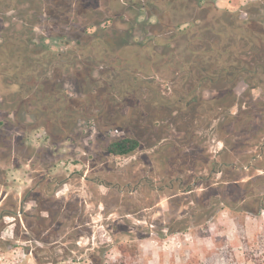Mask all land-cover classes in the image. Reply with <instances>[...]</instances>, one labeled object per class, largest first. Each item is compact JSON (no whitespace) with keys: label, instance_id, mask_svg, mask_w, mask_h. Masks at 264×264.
<instances>
[{"label":"rangeland","instance_id":"obj_1","mask_svg":"<svg viewBox=\"0 0 264 264\" xmlns=\"http://www.w3.org/2000/svg\"><path fill=\"white\" fill-rule=\"evenodd\" d=\"M112 1L75 0L78 20L68 34L81 38V42L62 45L54 39L48 41L46 51L75 52L63 59L47 57L44 61V77L53 81H43L47 95L40 103L31 98L14 105L20 94H11V79L0 76V182L9 184L7 190L11 191L16 210V197L24 195L31 201L27 207L41 208L37 221H42L30 233L28 242L1 241L0 264H38L29 253L33 244L49 252L48 258L54 260L51 264H264V209L252 215L224 207L211 219L203 215L195 219L187 214L186 224L190 227L173 231L185 225L174 221L168 211L175 190L151 188V184L162 186L175 176L164 165L165 153L158 147L163 138L168 141L182 135V128L188 131L182 125L187 121L196 127L199 146L217 152L223 143L216 140V132L207 131L208 108L214 106L210 114L213 117L219 112L218 120L227 119L226 115L233 112L242 118L243 111L250 108L264 115V83L254 91L240 81L206 83L199 92L201 100L191 109L177 108L179 93L196 89L189 61L203 62L222 54H192L187 37L177 35L169 42L171 31L159 35L164 24L149 8H138L136 13L124 5L113 7L111 13ZM53 7L62 9L58 3ZM18 8L8 11L9 21L1 16L0 25L7 26L4 33H9L11 21L22 22L25 12L34 10L29 3ZM85 12L100 20L88 32L83 29L90 18ZM111 14L114 20L107 19ZM230 15L244 20L252 34L242 40L249 48L241 55L264 61V53L257 56L255 44V37L264 39L263 0L251 5L248 0H202L187 11L172 13L176 26L182 24L180 30L191 18H203L201 27L206 31L199 35H206L207 40L195 38L192 48H198L200 41L208 44L220 40V32H227ZM261 16L262 23L254 21ZM25 18L35 21L33 16ZM192 30L196 32L197 27ZM37 32L44 33L42 28ZM47 35L56 36L49 31ZM239 40L227 38L226 46L243 45ZM167 43L171 45L164 46ZM106 44L110 48L107 53ZM79 47H83L82 55L76 51ZM160 51L168 57H161ZM238 104L243 111H239ZM42 105L50 107L49 111L54 109L57 115L39 109ZM195 111L201 112L200 117H193ZM212 122L218 121L214 118ZM128 136L141 140L139 151L130 156L108 153L110 142ZM154 150L161 161H155ZM203 161L195 156L181 160L178 165L186 164L187 181L199 173L206 174ZM245 174L248 178L249 172ZM144 176L154 182H143ZM127 183H131L130 188ZM30 186H35L33 191H29ZM193 220L201 223L192 224ZM48 221H52L49 234L45 228ZM5 235L11 237V232Z\"/></svg>","mask_w":264,"mask_h":264},{"label":"trees","instance_id":"obj_2","mask_svg":"<svg viewBox=\"0 0 264 264\" xmlns=\"http://www.w3.org/2000/svg\"><path fill=\"white\" fill-rule=\"evenodd\" d=\"M126 1L113 0L111 4L113 5L112 7L118 9L120 6L127 5ZM165 1L173 12H179L181 10H189L190 5L199 4L202 0ZM24 3H29L30 8L34 9L33 11L25 12V16H33L35 21H27L25 16H22L20 19L24 23L11 21V29L7 28L9 33L3 32L5 30L4 27L7 26L0 25V76H7L6 78L11 79V94L14 92H19L20 94L16 102L14 101V105H19L23 101L31 98H34L37 104L40 103L42 96L44 99L47 95L45 90L46 84L44 82L53 81L52 78L44 77V71H46V68L43 66L44 61L47 57H49L48 60L63 59L66 57V54L69 53L72 55L75 52L68 51L63 53L61 51L54 53L49 50L46 51L49 47L48 41L54 39L62 45H70L71 43L79 44L81 42V38L68 34V32H71L69 30L73 28V23L78 20L74 12L75 0H0V18L3 16L5 21H9L8 11L19 10L18 6ZM55 3H58L62 9L59 10L53 7ZM128 3L131 10L133 9L137 13L140 6L137 0H130ZM261 7L263 6L261 5ZM21 12L23 13V11ZM115 14H117V10ZM86 17L90 18H88L89 22L83 26L84 32H88L91 26L100 24V20L93 19L90 13ZM234 17L231 16V21L227 24V32H220V40L214 39L215 41L208 42V44L203 43L207 40L206 35H199L201 31H206V27H201L203 18L198 16L189 20V25L191 26L177 30L176 33L170 35L169 39H175L177 35L187 37L188 50L192 54L198 53L207 56L215 51L222 54V57L217 59L205 58L203 62L201 60L189 61L192 63L189 70L191 72L190 78L194 81L196 89H189L185 93L180 92V97L175 102L177 108L191 109L192 104L201 100L199 92L203 88L205 89L206 83L215 84L221 80L230 83L240 81L246 84L251 91L256 90L258 86L264 83V61L250 60V57L241 55V52L243 53V51L249 48L244 45L242 40L252 37L249 31L250 27L246 28L244 20H238L237 16ZM261 18L262 16L260 18H254V21L262 23ZM107 19L114 20L115 18L111 14ZM47 22L52 23L51 26L46 25ZM56 23H59V26ZM15 25H19V27L14 28ZM195 27H197V30L193 32L192 28ZM38 28H42L44 33L39 34L37 32ZM48 31L56 36H48ZM230 37L240 39L239 41L243 45L226 46V39ZM195 38L204 40L202 43L200 41L198 48H192V42ZM256 38L258 40L255 44L259 50L257 56H260L264 53V39ZM169 45L171 44L167 43L164 46ZM105 47V52H109L110 48L107 44ZM82 48H76L77 53H80V55H82ZM121 52L122 49L118 51L120 57H122ZM171 52L174 53L175 49H172ZM159 54L163 58L168 57L162 51ZM226 54H230V57H225ZM202 58L201 56L199 59ZM119 59H116V63H118L117 60ZM194 67L197 68L200 74L195 73ZM33 86L36 87L35 90L32 88ZM159 96L161 95L159 94ZM205 102H210V100H205ZM241 107L240 105L239 111H243ZM39 109H43L46 113L50 112L57 115L54 109L49 111L51 108L48 106L44 107L42 105ZM78 110L81 111L82 108L78 107ZM211 110H214L213 105L208 108V113L206 114V116L210 117V122L207 124V131L216 132V140L223 143V147L217 152H212L209 146L207 150L199 146L200 137L197 134L196 127L187 121L182 123V125L188 127V131L182 128L180 130L183 133L182 135L167 138L168 141H165L166 138H163V142L158 146L165 153L164 165L167 166L168 170L173 171L175 176L162 186L151 184V188L154 190H162L163 188L175 190V195L169 200L168 211L175 217L174 221L185 224L183 227L177 229L172 228V226H167V229H175L173 231H178L190 227L186 224L187 214L195 219L199 215L205 216L206 219H211L210 217L216 215L224 207L252 215H259L264 209L263 113L260 110L250 108L243 111L244 116L242 118L239 117L237 112H233L230 115H226L227 119L221 120L219 117L218 120L216 116L219 112L211 117ZM200 113L199 111H195L193 117L197 115L200 117ZM214 118L218 121L215 124L212 122ZM173 127L175 130L176 125ZM209 139L210 137L207 138V141ZM141 145L142 142L139 138L128 136L114 139L108 144L107 149L108 153L112 156H130L139 151ZM254 148H258V152H255ZM154 151L156 156L155 161L159 159L161 161V156L158 155L156 150ZM188 156H195L204 160L202 168L206 171V174L199 173L193 180L187 181L184 175L187 171L186 164L182 166L178 164L184 157L186 158ZM171 167L173 170H171ZM246 172H249L247 174L248 178H245ZM142 180L143 182L147 181V183L154 182V180L151 181V179H148L147 176H144ZM130 184L127 183L126 187L130 188ZM108 185L112 187V184ZM119 192L122 193L123 191L119 189ZM173 216L172 218H174ZM203 217L201 216L199 219ZM199 223H201L200 220L192 221V224Z\"/></svg>","mask_w":264,"mask_h":264},{"label":"flooded vegetation","instance_id":"obj_3","mask_svg":"<svg viewBox=\"0 0 264 264\" xmlns=\"http://www.w3.org/2000/svg\"><path fill=\"white\" fill-rule=\"evenodd\" d=\"M126 2L127 5L125 6H129L128 2H130V0H127ZM137 2L139 5L140 1L137 0ZM109 7H110V12L112 13L114 11V8L112 7V5H110ZM139 8L140 9L149 8L158 17L159 22L164 24V30H162L159 35H168L170 31L172 32V34L176 33L177 30H180V28L182 27V24L176 26V23L172 16L173 11L169 6H167V2L165 0H142L141 6H139ZM125 16L127 15L125 14ZM165 18H167V22L164 21ZM185 25L186 26H183L182 29L191 26L189 25V21L185 23ZM170 41L171 39H169V42ZM8 147L9 149H11L9 145ZM7 160L9 161L11 160L10 153ZM7 188H9V184H5L3 183V181H1L0 182V239H1L0 244L1 241L5 244H10L14 241L17 243L22 241L28 242L30 240L28 238L30 236V233L33 232L37 228V226L38 227L41 226L42 221H37L39 210L41 208L27 207V205H29L31 201L28 197L21 195L19 197L18 196L16 197L15 205L19 207L16 210L15 207H13L14 205H12L11 191L7 190ZM34 188L35 186L32 187L30 186L29 191L31 190L33 191ZM51 223L52 221H48L45 224L46 226L45 228H48L47 234H49L52 230ZM40 230H43V228H41ZM6 231L11 232V237L5 235ZM47 251L51 252L52 249ZM29 253H31L35 257L38 264H51L52 262H54V260L48 258L49 252L45 253L44 247L41 248L39 245L33 244L29 248Z\"/></svg>","mask_w":264,"mask_h":264},{"label":"crops","instance_id":"obj_4","mask_svg":"<svg viewBox=\"0 0 264 264\" xmlns=\"http://www.w3.org/2000/svg\"><path fill=\"white\" fill-rule=\"evenodd\" d=\"M259 0H248V3L251 5L252 3H257Z\"/></svg>","mask_w":264,"mask_h":264}]
</instances>
